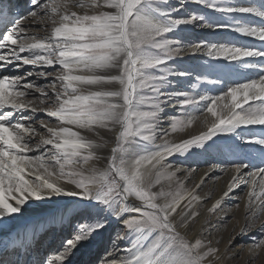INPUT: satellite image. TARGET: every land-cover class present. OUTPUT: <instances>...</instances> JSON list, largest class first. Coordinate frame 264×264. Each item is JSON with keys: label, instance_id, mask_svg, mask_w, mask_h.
Masks as SVG:
<instances>
[{"label": "snow or ice", "instance_id": "snow-or-ice-1", "mask_svg": "<svg viewBox=\"0 0 264 264\" xmlns=\"http://www.w3.org/2000/svg\"><path fill=\"white\" fill-rule=\"evenodd\" d=\"M185 57L207 59L181 67ZM197 120L199 134L168 139ZM190 156L208 171L188 190L180 177L196 169L171 158ZM216 169L233 175L207 212L239 208L247 188L246 223L223 251L213 225L194 230L207 203L197 189ZM62 201L4 255L31 251L28 227L35 240L59 225L71 232L46 264H65L115 223L93 264H231L243 247L252 264L264 250V0H0V231ZM253 229L249 245L233 243Z\"/></svg>", "mask_w": 264, "mask_h": 264}, {"label": "bare ground", "instance_id": "bare-ground-1", "mask_svg": "<svg viewBox=\"0 0 264 264\" xmlns=\"http://www.w3.org/2000/svg\"><path fill=\"white\" fill-rule=\"evenodd\" d=\"M16 2V0H14ZM235 2V0H233ZM3 3L6 5L9 3V0H3ZM21 4H26V0H20ZM172 5H177L179 0H170ZM24 8H21V11H24ZM189 11L191 10H200L196 5H190L188 8ZM183 13V12H182ZM180 15H183V14ZM43 35L44 33H39ZM183 35L184 33H179ZM221 38L227 39H234L237 42H254L252 38H246L238 36L237 34L228 32L226 30H221L220 32ZM203 59H207L206 57H197L189 59L185 57L182 62H178L181 64V67H194L197 64H200ZM16 74V73H13ZM242 78V77H238ZM180 83L177 85L179 89H187L188 83L185 78H179ZM213 92L216 91L215 88L212 86L209 87ZM199 90V89H197ZM178 111L176 109H171L170 111H166L165 115L167 117H171L173 115H178ZM43 115V114H41ZM202 130H204L201 120H197L193 123V125L187 129H185L182 133H170L168 139L171 141L179 142L180 139L189 138L192 135L199 134ZM91 135V134H89ZM158 143H162L161 140L157 141ZM174 163H182L186 166L195 168L196 171L194 174H191L190 179H185L182 175L180 179L184 180L185 188L191 190L195 184L199 183L202 178H204L205 172L208 171V161L203 158L194 161H183L181 157H173L171 158ZM100 166V165H99ZM98 166V167H99ZM233 175L232 172L224 173L221 172L219 169L210 172L208 177L205 179L204 184L202 185V190L197 189L198 195L201 197H207V203L204 204L200 211L202 213V217L200 220L197 221L195 225V231H200L204 228H207L208 224L213 225L214 227L209 229L210 235L209 239L213 241L214 246H218L222 251L224 250L225 246L228 244L229 239L231 236L235 235L239 232V230L245 225L246 223V211L245 205L247 204V188L244 187L243 193L241 194L240 190H236L237 194L240 195L239 199V208H231L230 211L227 212L225 215L224 212L217 211L216 213H209L207 212V208H210L211 205L218 199L224 190L227 189V184L231 180V176ZM164 185L165 191L169 190L168 183L162 182ZM175 182H173L172 189L175 190ZM64 200L72 199V198H63ZM236 201H234L230 197L225 201L226 204L232 205ZM69 209H71V205H69ZM57 210L63 211L64 210V203L63 201L59 204H40L38 206H34L30 209L25 215L20 219H13L10 220L3 231H0V260H12L16 261L19 260V264H32L34 260H42L45 262L49 258H53L54 256L58 255L63 248L61 246V240L59 241V234L58 232H67L68 228L61 229L59 225L56 226L54 230L47 231V232H37L35 240L31 239L32 234V227L27 228V234L29 238V242L31 244V251L25 256L21 255L17 256H5L3 253V246L6 243H10L17 239V234L20 233L21 236L24 235L25 225H31L36 221L42 220L47 216L53 214ZM218 221H226L218 223ZM207 222V223H206ZM257 224V228H258ZM113 227H118L115 223H113L104 233H103V242L102 243H93L92 245L87 246L86 248H81L75 251V254L70 258L69 261H66L65 264H93L96 261L98 256L103 255L105 248L111 247L108 245V240L110 236H115V233L112 234ZM256 232V229H253L252 232L249 233L248 236L239 237L237 236L236 240L233 243L237 244L238 246H246L249 245L251 242L252 234ZM189 235H192L190 232ZM112 238V237H111ZM112 240V239H111ZM216 241H219V244L216 245ZM120 249H124L126 242L121 241L119 242ZM13 249L9 247L8 251L11 252ZM236 250H240L238 247ZM124 253L121 251V255ZM250 252L248 247H243V251L241 252V256L239 260L231 262V264H247L249 260ZM264 262V252L263 250L260 251V255L252 260V264H262Z\"/></svg>", "mask_w": 264, "mask_h": 264}, {"label": "rangeland", "instance_id": "rangeland-1", "mask_svg": "<svg viewBox=\"0 0 264 264\" xmlns=\"http://www.w3.org/2000/svg\"><path fill=\"white\" fill-rule=\"evenodd\" d=\"M13 3H15L14 2V0H13ZM24 4V3H23ZM199 8V7H198ZM183 14V13H182ZM184 15V14H183ZM180 35V34H179ZM206 87H210V86H206ZM166 111H170V108L169 109H167ZM183 161H194V160H199L200 158H197V157H188V158H181ZM97 167L99 166V164H97L96 165ZM162 182H166V181H162ZM114 229H112V234H114L116 231H119L120 229H119V227H113ZM70 232H71V229L70 228H68V230H67V232H61V231H59L58 232V234H59V241L60 240H62L64 237H66V236H68L69 234H70ZM112 237V238H111ZM114 238V236L112 235V236H110V238L108 239V240H110V241H108V245L110 246V242H111V239H113ZM263 252H264V250H263Z\"/></svg>", "mask_w": 264, "mask_h": 264}]
</instances>
